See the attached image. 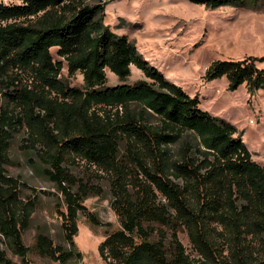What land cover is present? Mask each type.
Returning <instances> with one entry per match:
<instances>
[{
  "label": "trees",
  "instance_id": "obj_1",
  "mask_svg": "<svg viewBox=\"0 0 264 264\" xmlns=\"http://www.w3.org/2000/svg\"><path fill=\"white\" fill-rule=\"evenodd\" d=\"M206 7L247 5L259 0H188ZM107 2L23 0L0 3V264H32L23 240L38 194L22 196L24 182L8 173L13 133L24 129L26 147L36 150L43 174L62 195L64 238L55 244L36 235L42 256L66 263L82 257L74 237L79 213L94 224L84 200L101 187L76 176L70 164L83 161L107 177L111 206L121 228L99 244L114 264H264V163L256 161L238 128L200 107L198 96L139 54L134 42L105 22ZM63 57L69 75L79 71L84 88L60 77ZM258 58L217 59L208 79L225 76L228 89L264 87ZM145 79L107 85L108 67L121 80L131 65ZM17 69L27 77L13 76ZM157 118L156 121L151 119ZM176 153L171 143L184 136ZM197 140L195 142L194 140ZM187 231L197 256L179 239ZM171 237L169 252L167 240ZM7 250L20 258L8 256Z\"/></svg>",
  "mask_w": 264,
  "mask_h": 264
},
{
  "label": "rangeland",
  "instance_id": "obj_2",
  "mask_svg": "<svg viewBox=\"0 0 264 264\" xmlns=\"http://www.w3.org/2000/svg\"><path fill=\"white\" fill-rule=\"evenodd\" d=\"M107 2L105 22L117 34H125L137 47L143 59L157 67L171 82L183 87L191 96H198L200 107L214 116L233 123L252 153V157L264 163V87L250 93L246 84L235 90L228 89L225 76L208 79L206 71L217 59L258 58L257 65L264 68V0L247 5L225 4L216 8L206 7L188 0H85L88 4ZM4 5H21L23 0H0ZM16 22L27 24L28 19H9L0 24ZM55 60H62L60 77L70 86L84 88L83 76L77 71L68 74L66 62L51 49ZM13 76H22L13 69ZM107 85L133 84L145 79L144 73L131 65V74L121 80L108 67ZM156 121L157 118L152 116ZM24 129L13 133L10 142L9 162L5 167L9 174L24 182L22 196L38 194V203L30 226L23 233V240L30 247L28 258L32 264H114L104 260L98 250L106 236L121 228L120 220L111 206L112 194L107 177L83 161L70 164L71 171L84 180L101 187V194L92 195L83 202L85 210L93 214L99 224L92 223L80 212L78 234L74 237L82 257H74L66 263L42 256L35 249L36 235L47 234L55 244L69 248L62 228V212L66 211L62 195L55 184L43 174L36 150L26 147ZM192 136H184L171 143L176 153L182 142ZM197 142V140H194ZM179 239L186 251L196 257L187 231L181 228ZM167 248L172 249L171 237ZM0 249H6L0 234ZM13 260L20 258L7 250Z\"/></svg>",
  "mask_w": 264,
  "mask_h": 264
}]
</instances>
